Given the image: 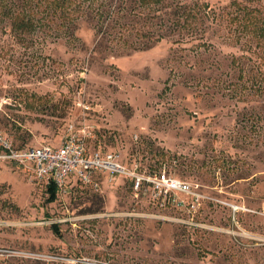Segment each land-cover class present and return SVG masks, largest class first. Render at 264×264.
<instances>
[{
	"label": "rangeland",
	"instance_id": "374dc122",
	"mask_svg": "<svg viewBox=\"0 0 264 264\" xmlns=\"http://www.w3.org/2000/svg\"><path fill=\"white\" fill-rule=\"evenodd\" d=\"M67 1L27 0L28 32L0 18V131L83 138L201 208L190 226L117 179L51 199L0 165V264H264V0Z\"/></svg>",
	"mask_w": 264,
	"mask_h": 264
},
{
	"label": "built area",
	"instance_id": "2783aa9c",
	"mask_svg": "<svg viewBox=\"0 0 264 264\" xmlns=\"http://www.w3.org/2000/svg\"><path fill=\"white\" fill-rule=\"evenodd\" d=\"M0 97V111L7 106ZM14 164L28 171L34 182L55 185L57 192L82 187L96 192L107 182H129L134 193H144L160 211L184 212L186 224L196 226L195 216L201 208L202 194L188 181L166 173L140 170L124 163L114 152L88 148L83 138L69 135L59 145L18 147L0 131V165Z\"/></svg>",
	"mask_w": 264,
	"mask_h": 264
},
{
	"label": "trees",
	"instance_id": "16d2710c",
	"mask_svg": "<svg viewBox=\"0 0 264 264\" xmlns=\"http://www.w3.org/2000/svg\"><path fill=\"white\" fill-rule=\"evenodd\" d=\"M16 0H0V18H7L10 22V26L13 31L23 33L28 32L32 28L31 12L29 11L30 7L27 4V0L23 3L16 4ZM60 1V0H58ZM141 5H156L160 0H138ZM61 7L66 11L69 10L68 1L66 2L61 0ZM68 5V6H67ZM57 189L56 186L49 185L47 187V192L51 199L55 196Z\"/></svg>",
	"mask_w": 264,
	"mask_h": 264
}]
</instances>
